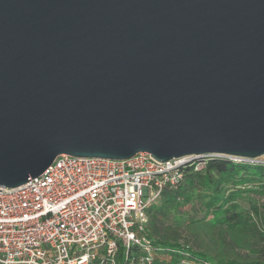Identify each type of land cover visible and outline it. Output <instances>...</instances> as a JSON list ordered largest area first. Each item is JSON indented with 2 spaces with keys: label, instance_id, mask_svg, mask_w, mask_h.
<instances>
[{
  "label": "water",
  "instance_id": "water-1",
  "mask_svg": "<svg viewBox=\"0 0 264 264\" xmlns=\"http://www.w3.org/2000/svg\"><path fill=\"white\" fill-rule=\"evenodd\" d=\"M142 153L264 158V0H0V187Z\"/></svg>",
  "mask_w": 264,
  "mask_h": 264
},
{
  "label": "built area",
  "instance_id": "built-area-1",
  "mask_svg": "<svg viewBox=\"0 0 264 264\" xmlns=\"http://www.w3.org/2000/svg\"><path fill=\"white\" fill-rule=\"evenodd\" d=\"M261 164L205 155L159 163L59 156L40 177L0 187V264H212L173 257L148 238L149 210L176 189L188 168L209 160Z\"/></svg>",
  "mask_w": 264,
  "mask_h": 264
},
{
  "label": "trees",
  "instance_id": "trees-1",
  "mask_svg": "<svg viewBox=\"0 0 264 264\" xmlns=\"http://www.w3.org/2000/svg\"><path fill=\"white\" fill-rule=\"evenodd\" d=\"M205 166V170L201 172L196 171L194 167L188 168L183 182L176 189L167 190L168 193L165 191L166 194H162L159 202L166 195L168 199L158 211L163 210L166 205L171 209L177 208V197L180 196V192L177 191L179 188H181L179 191H189V193L193 189H198L206 199L204 208L207 213L203 221H195L197 224L205 222L200 223L202 227H199L208 226L215 230L218 229L221 238L226 240L228 237L236 243L243 242L247 244V247L251 241L264 245V201L261 204L256 201L258 198L264 199V165L234 164L224 159H213L209 160ZM247 196L251 197L247 198ZM245 198L250 201L249 212L240 209V200ZM208 216H212V219L207 220ZM155 235H159L158 231L150 232L148 226V238L163 250H168V253L173 257L191 254L192 257L205 262L209 261L212 264H264V248L255 251L261 257L258 261H236L198 253L194 249L192 250L189 245L179 243L163 245L154 237Z\"/></svg>",
  "mask_w": 264,
  "mask_h": 264
},
{
  "label": "rangeland",
  "instance_id": "rangeland-1",
  "mask_svg": "<svg viewBox=\"0 0 264 264\" xmlns=\"http://www.w3.org/2000/svg\"><path fill=\"white\" fill-rule=\"evenodd\" d=\"M180 189L177 190L180 192V196L177 197L176 209H171L166 205L163 210L158 211L168 199L167 195L161 202L150 209L149 231H158L159 235L154 236L158 241H161L163 245H175L178 243L189 245L192 250L194 249L198 253L209 254L220 259L226 258L250 262L261 259L260 254L255 251L264 248V245L251 241V244L247 247V244L243 242L236 243L228 237L225 240L221 238L218 229L215 230L208 226L201 228L200 223L205 222L195 223V221H203L206 218L207 213L204 208L206 199L198 189H193L190 193L189 191H179ZM250 197L247 196V198ZM247 198L240 200V209L249 212L250 201ZM256 201L261 204L264 199L258 198ZM210 219H212V216H208L207 220Z\"/></svg>",
  "mask_w": 264,
  "mask_h": 264
}]
</instances>
